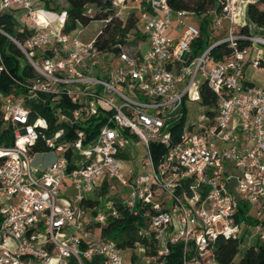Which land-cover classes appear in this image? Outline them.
<instances>
[{
	"label": "built area",
	"instance_id": "obj_1",
	"mask_svg": "<svg viewBox=\"0 0 264 264\" xmlns=\"http://www.w3.org/2000/svg\"><path fill=\"white\" fill-rule=\"evenodd\" d=\"M258 1L214 0L209 32L225 22L226 36L211 37V45L193 56L200 27L180 26L177 37H168L173 13L192 15L174 12L169 0H110L121 22L126 5L135 4L147 43L143 51L140 43L116 44L112 53L95 45L101 31L89 43L54 31L66 12L34 9L32 0H0V16L19 10L30 21L24 38L9 35L3 25L0 36L35 74L15 82L19 93L0 92L2 123L13 135L10 147H0V264H86L94 258L124 264V252L137 249L148 264H167L171 246L180 243L182 264H218V241L239 240L242 229L255 230L264 242V88L244 78L249 48L264 46V27L241 32L248 5ZM220 44L231 54L216 60L211 50ZM254 51L248 64L258 68L264 59ZM1 74L9 72L0 51ZM204 84L215 99L211 116H201L206 122L197 127L185 119L175 130L183 108L187 114V97L196 88L200 99ZM64 101L73 108L59 106ZM31 103L49 106L56 124L83 125L91 118L104 124L90 142L76 127L67 139L63 128L49 132ZM133 138L145 152L141 171L123 173ZM38 143L47 151H35ZM151 144L164 148L157 162ZM48 154H56L48 164L36 160ZM113 182L127 189L123 201L106 210L92 198L98 205L82 204L103 184L115 190ZM68 189L72 201L60 198ZM117 204L144 220L140 240L125 250L96 231L119 216ZM242 204L256 224L238 220Z\"/></svg>",
	"mask_w": 264,
	"mask_h": 264
},
{
	"label": "trees",
	"instance_id": "obj_2",
	"mask_svg": "<svg viewBox=\"0 0 264 264\" xmlns=\"http://www.w3.org/2000/svg\"><path fill=\"white\" fill-rule=\"evenodd\" d=\"M39 5L41 10L51 13L66 12V19L61 28V33L68 35L74 32L78 27H86L94 21H106L101 33L97 36L95 45L108 53L117 52V48H114L116 44L122 45H137L138 43L146 41L145 36L141 32L139 26V20L137 15L133 12L123 22L114 16L111 10L110 0H32V6ZM169 5L174 12H187L200 16L202 22L200 24V37L192 43L191 51L192 55L196 56L202 53L211 45V37L209 35V23L211 20L210 13L214 9V0H169ZM88 7H94L93 14H89ZM19 10H12L4 13L0 16V25H3L4 31L13 37L24 38L29 34L28 30L23 27L21 30H17L18 23L16 16ZM259 27H264V0L252 3L248 5L246 9V27L241 29L242 33L253 34ZM133 32L132 37L130 33ZM245 45H240L242 48ZM0 51L4 59V63L7 67L9 75H0V92L4 95L11 93H19L22 91L20 86L15 82H26L32 79L35 74L31 67L21 59H24L23 55L18 49L6 38L0 36ZM212 56L216 60H223L230 56L231 49L227 44H220L211 50ZM264 67V63L261 64ZM200 100L203 106L212 108L215 104L214 95L204 84L200 89ZM33 109L37 111L41 116L47 119L49 125V132L56 131L59 128H63L68 138H73L72 129H81L86 137V142L92 141L99 129L104 124V119L91 118L89 121L83 123V125H65L56 124V118L53 115V111L49 106L37 105L31 103ZM62 108L71 110L73 106L64 101L61 103ZM184 116L181 122L175 125V130L179 129L183 125L186 119V111L183 108ZM211 116V113L207 112ZM124 135H128V131L123 132ZM13 144L12 131L9 128H5L2 123V112L0 105V147H10ZM150 150L152 157L157 162L159 156L164 153V148L151 144ZM35 151H47V148L43 147L41 143L35 147ZM120 156L128 158L126 153ZM107 193V187L102 185L99 191V196L102 197ZM84 206L92 208L98 205V201L87 199L82 203ZM119 210L118 217H108L102 224L97 225L96 231H98L101 237L114 241L121 249L131 248L133 243L139 241L137 232L141 226L144 225V220L141 217H133L126 210L117 204ZM249 208L242 204L238 210V220H243L248 224H256L257 220L248 215ZM143 242V241H141ZM242 245V239L239 240H227L218 241L216 248V256L218 264H257L260 260L264 259V242L256 243L247 247L241 254L240 259L234 263L235 257L240 253ZM183 245L176 244L171 246L170 254L167 258V264H182L183 261ZM133 264H136L134 256L131 258ZM86 264H102L101 259L94 258L92 261Z\"/></svg>",
	"mask_w": 264,
	"mask_h": 264
},
{
	"label": "rangeland",
	"instance_id": "obj_3",
	"mask_svg": "<svg viewBox=\"0 0 264 264\" xmlns=\"http://www.w3.org/2000/svg\"><path fill=\"white\" fill-rule=\"evenodd\" d=\"M88 13L93 14L95 11L94 7H88L87 9ZM135 13L138 17V12L135 9V4L128 3L126 5V8L123 10L121 17H124L125 19L132 13ZM42 19V17L40 16ZM16 20L18 23L17 30H21L24 25H30V21L23 16V13L19 11V13L16 16ZM171 28L167 32V36L170 38H175L179 35L177 33L176 29H178L180 26L184 28L192 27L198 29L200 27V24L202 22V19L200 16L197 15H177V13H173L171 15ZM104 26V23L102 21H94L90 23L86 27H78L74 32L70 34L71 37H77L79 41L83 43H89L91 42L98 33L102 30ZM140 26V25H139ZM60 28V26H58ZM227 24L223 22L222 26L220 28H215L213 32H209L210 37H213V40L215 39H224L226 34ZM133 32L130 33V37H132ZM257 51H254V49L249 48L250 54L245 58V68H244V78L246 81L250 82L256 87L264 88V67H258L254 68L251 64H248V61L251 58V54L254 51V56L259 59H264V46L256 45L255 46ZM22 62H25L24 59H21ZM187 104H186V119L187 124L189 125H195L197 127L200 124H204L206 121H201V116H205L207 112L210 110L208 107H205L202 105L196 88L193 89V91L189 94L187 97ZM129 153L131 154V160L128 162H125L123 169V173H127V170L131 168L135 173L141 171L142 167V161L145 156L144 148L142 144L135 138L132 140L131 148L129 149ZM56 154H48L44 157H36L37 161L40 162H47L49 161L52 156H55ZM116 186L115 190H108L106 194H104L102 197L99 198V193L94 192L92 195H89L88 197L91 199L99 200L100 201V207L103 208V210H106L107 207H109L112 203H120L123 201L125 195L127 194V189L120 187L117 185V183L113 182ZM234 184V183H232ZM67 193H61L60 198H65L70 201H72L71 195H73V191L68 189ZM250 214L254 216L255 211L250 209ZM262 220H264V216H261ZM240 238L242 239V245L240 249V253L235 257L234 263L237 262L240 259V256L242 252L251 245H255L256 243L261 242V238L258 233L255 232L253 229H245L241 231ZM143 251L137 249L134 251H125L124 252V264H133L131 258L134 256L136 264H148L146 260L144 259Z\"/></svg>",
	"mask_w": 264,
	"mask_h": 264
},
{
	"label": "crops",
	"instance_id": "obj_4",
	"mask_svg": "<svg viewBox=\"0 0 264 264\" xmlns=\"http://www.w3.org/2000/svg\"><path fill=\"white\" fill-rule=\"evenodd\" d=\"M33 8H34V9H39L40 6H39V5H36V6L33 7ZM48 18L51 19L52 17L48 16ZM53 29H54V31H60V30H61V28H58V26H57L56 24H53ZM140 44H141V45H140L139 49H140L141 51H143V50H145V49L147 48V43H146V41L141 42ZM245 81H246V80H245ZM246 82H248V81H246ZM248 83H250V82H248ZM250 84H251V83H250ZM252 85H253V84H252ZM48 163H49V161L44 162L45 165L48 164Z\"/></svg>",
	"mask_w": 264,
	"mask_h": 264
},
{
	"label": "water",
	"instance_id": "obj_5",
	"mask_svg": "<svg viewBox=\"0 0 264 264\" xmlns=\"http://www.w3.org/2000/svg\"><path fill=\"white\" fill-rule=\"evenodd\" d=\"M257 264H264V259L260 260Z\"/></svg>",
	"mask_w": 264,
	"mask_h": 264
}]
</instances>
